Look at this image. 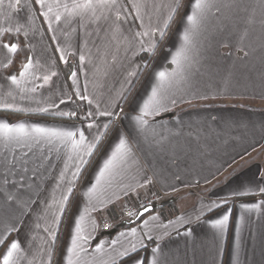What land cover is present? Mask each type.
Masks as SVG:
<instances>
[{"label": "crops", "instance_id": "obj_1", "mask_svg": "<svg viewBox=\"0 0 264 264\" xmlns=\"http://www.w3.org/2000/svg\"><path fill=\"white\" fill-rule=\"evenodd\" d=\"M10 2L15 0L0 7V29H12L0 34V103L25 111L0 108L23 115L16 120L2 114L0 122L79 129L88 141L100 136V142L91 156H84L59 144L0 140V161L13 162L0 164V237L6 236L0 261L10 243L18 241L17 264H48L50 253L51 264H67V249L83 216L81 235L87 239L78 241L84 251L77 249L75 264H135L136 257L151 264L154 255L156 264H264V0H210L191 33L187 59L179 65L172 61L185 45L195 0H188L178 17L179 0L166 35L178 17L177 23L161 51L165 37L135 33L162 28L175 0H121V21L105 13L107 19L98 21L69 20L65 14L59 22L52 13L44 16L47 4L20 0L10 8ZM134 4H139V16ZM21 42L27 59L14 68L17 52L9 54L3 44L19 48ZM150 42L157 45L154 52L146 50ZM156 54L137 86L146 69L144 58ZM29 58L33 68L21 92L8 77L20 78ZM159 72L171 76L164 107L141 126L135 117L159 83ZM121 136L131 149L129 158L97 184ZM69 187L72 194L60 214L58 202ZM155 193L175 200L168 218L153 211L132 225L116 224L113 234L100 231L126 206ZM225 215L223 228L215 227Z\"/></svg>", "mask_w": 264, "mask_h": 264}, {"label": "snow or ice", "instance_id": "obj_2", "mask_svg": "<svg viewBox=\"0 0 264 264\" xmlns=\"http://www.w3.org/2000/svg\"><path fill=\"white\" fill-rule=\"evenodd\" d=\"M41 7H44L47 4V11L44 13V16L47 17L49 13H52L55 17V20L59 22L63 15H67L69 20L75 17H79L84 19L87 17L90 20L98 21L102 16L107 19L105 13H112L115 16V21H121L125 17L120 12V7H122L121 0H52V3H48V0H36ZM5 4V0H0V7H3ZM20 4V0H15V3H9L8 7L15 8L16 5ZM53 5H55L56 11H54ZM133 7L137 9V16H139V4H134ZM170 12L165 21L162 28H155L151 29L150 31H144L143 33L137 32L135 36H149L150 32L152 34L158 35L159 38L162 40L166 35V30L169 26V23L173 19V15L176 9L179 7V0H175V3L169 5ZM210 7V0H195L194 4L192 5V14L187 16V22L189 28L185 29L183 39L185 41V45L181 47V49L176 53L173 57V63L179 65L183 59H187L186 53V46L190 42L191 33L198 27L200 20ZM62 9L63 11H59ZM99 13V14H98ZM51 27V25H49ZM118 30V25H117ZM12 29L3 28L0 29V34L4 32H11ZM16 31L19 32L20 29L16 28ZM157 45L154 42H150L149 48L146 50L154 52L156 50ZM3 48L7 50L9 54H15L18 51V45L13 44H3ZM142 50H145L142 48ZM8 63H11V57H7ZM63 59V56H61ZM80 60L83 61L84 57L81 56ZM8 64H5L4 67H7ZM24 70L20 72V78L15 75H11L8 79L11 81L16 88L20 89L21 92L26 91L23 87V81L27 79V76L30 73V70L33 68V64L31 59L29 58L28 63L23 66ZM55 75V73H52ZM75 77V73L72 74ZM131 76H135V72L129 73ZM159 83L152 88V94L148 97L146 101H144L143 107L140 108V114L135 117V120L141 125L146 126L148 121L145 117L152 116L154 114H158L159 111L164 107L163 104V92L165 91L166 85L170 82L171 76L166 72H159ZM50 79V76H44L43 80L47 83ZM31 91H35V88L31 89ZM11 95V92L8 93ZM82 100L88 101L87 96H81ZM63 103V101H61ZM175 103V101H173ZM0 108L11 109L13 111H25L23 108L14 107L12 104L9 103H0ZM39 111L47 112V108H41ZM101 116H111L112 113L110 112H101L99 113ZM59 115H69L68 113H59ZM71 115H75V113H71ZM93 115L92 112H88L87 116L91 117ZM88 128H92L93 124L89 123L87 125ZM105 129H107V125H104ZM78 137V138H77ZM0 140H3L6 144H20L22 142L32 141L34 143H47L50 145L59 144L61 146H69L71 150L78 154L83 153L84 156H91L93 151L96 148V145L100 142V136L94 137L92 141H88V137L85 136L84 131L77 129V131L59 129V128H46L41 127L39 125H26L23 123L18 124H10L7 122H0ZM131 149L127 143V140L121 136L119 138V143L116 145L115 151H113L111 157L104 162V167L100 170L99 176L97 177V184L101 182V179L105 178L106 175H110L115 169H117L122 163H124L130 155ZM80 160L82 164H86L87 161L83 159V156H80ZM0 164H3L5 167L11 166L13 162L5 158V160L0 161ZM80 169L77 168L76 172L73 173V177H77L79 174ZM261 192H264V189H260ZM96 192L95 186L92 189H89L87 193L91 198L92 195ZM72 194V188L69 187L66 193L62 194L59 203V212L62 214L64 206L67 204L69 197ZM9 200L12 199L11 196L8 197ZM253 207H259L258 205H254ZM145 212L148 211L147 208L144 209ZM144 213L141 212L137 214L136 212H130L129 215L137 216L143 215ZM84 220V217L81 216L80 219L76 222L75 228V235L71 238V247L67 249V264H75L74 257L76 259L79 258L77 249L79 248L80 251H84V249L78 244V241L87 239L86 237L82 236L81 233L83 229L81 224ZM228 220V216L225 215L222 220H217L215 223V227L223 228ZM54 224L58 223L57 219H54ZM147 224V221L144 222ZM15 230L10 229V231ZM47 231V229H45ZM132 233L135 234V229H132ZM50 236L53 238V244L55 243V232L49 233ZM121 235H124L121 233ZM151 237H149L150 239ZM6 236L0 237V244L4 243ZM115 243V241H113ZM141 246L143 243L141 241ZM99 250V248H98ZM132 250H136V246L132 245ZM158 249H153V253L155 254ZM22 254V249L20 243L18 241H12L8 250L3 255L2 261L0 264H17L18 259ZM127 254V250L125 253L121 255ZM48 264H51V253L49 254ZM135 264H144V261L139 257L135 258ZM151 264H156L155 255L153 256Z\"/></svg>", "mask_w": 264, "mask_h": 264}, {"label": "built area", "instance_id": "obj_3", "mask_svg": "<svg viewBox=\"0 0 264 264\" xmlns=\"http://www.w3.org/2000/svg\"><path fill=\"white\" fill-rule=\"evenodd\" d=\"M163 196L160 194H153L151 197L137 201L135 204L126 206L122 214L115 221H107L100 225V231L104 234H110L115 231V225L122 222H132L137 216L129 215L130 212H136L139 214L142 210L148 207H153L158 201H161ZM60 243V240H59Z\"/></svg>", "mask_w": 264, "mask_h": 264}, {"label": "trees", "instance_id": "obj_4", "mask_svg": "<svg viewBox=\"0 0 264 264\" xmlns=\"http://www.w3.org/2000/svg\"><path fill=\"white\" fill-rule=\"evenodd\" d=\"M27 57V48L26 46L21 42L18 51L15 55V58L13 60V66L14 68H18V65L25 62ZM5 115L8 117H11L12 119H18L21 118L23 115L19 113H9V112H1L0 115ZM174 203V202H173ZM172 201H169V199L164 200L162 203L153 205L154 210H159L161 212V215L166 219L168 218L175 209L172 208L173 206ZM166 210V211H165ZM168 210V211H167Z\"/></svg>", "mask_w": 264, "mask_h": 264}, {"label": "rangeland", "instance_id": "obj_5", "mask_svg": "<svg viewBox=\"0 0 264 264\" xmlns=\"http://www.w3.org/2000/svg\"><path fill=\"white\" fill-rule=\"evenodd\" d=\"M187 1H188V0H183L182 8L179 10V12H177V13H178V15H177L178 17H179L180 14H182L183 7H184V5L186 4ZM177 16H176V17H177ZM178 17L175 18V20L172 22V24H171V26H170V28H169V31L167 32V35L165 36V39L162 41V43H161V45H160V47H161V49L159 48L160 51L162 50V47H163L164 44H165V40L168 39V38H167L168 34H169V36H170V34L172 33V31L174 30L175 25H176L177 20H178ZM159 50H158V51H159ZM158 51H157V52H158ZM157 56H158V54L154 55L153 57H152V56H146V57L144 58V60H145V62H146V69H145V72H144V74H143L141 80H140V79L138 80V82H137V86H139V84L141 83L142 79L145 77V74L148 73V71L150 70L151 66L154 64V61L156 60ZM135 89H136V88H135ZM134 91H135V90H134ZM134 91H133V92H134ZM133 92H132V93H133ZM132 93H131V95H132ZM131 95H130V97H131ZM125 108H126V107H125ZM123 112H124V110H123ZM6 117H8V116H6ZM10 118H11V117H10ZM18 119H19V118H18ZM16 120H17V119H16ZM110 131L112 132V131H113V128H112ZM111 132H110V133H111ZM88 172H89L88 169L84 172L83 180L86 178ZM155 194H157V193H155ZM160 195L163 196V199H162L161 201H158V203H156V204L162 203L164 200H166V199L168 200V199H169L167 196H164V195H162V194H160ZM180 197H182V196H179L178 199H180ZM169 200L175 202V200H174L173 198H170ZM173 204H174V203H173ZM154 211H155V210H154ZM155 212L159 214V210H156ZM59 240H60V238H59ZM54 264H57V261H56V260H55Z\"/></svg>", "mask_w": 264, "mask_h": 264}, {"label": "water", "instance_id": "obj_6", "mask_svg": "<svg viewBox=\"0 0 264 264\" xmlns=\"http://www.w3.org/2000/svg\"><path fill=\"white\" fill-rule=\"evenodd\" d=\"M147 209H148L147 212H145L144 210L141 211V212L144 213L142 216H141V215H138L137 218H136L135 220H133L132 222H128L127 224H128V225H132V224L138 222L139 220H141L143 217H145V216L148 215L149 213H151V212L154 211V208H153V207H148ZM141 212H140V213H141ZM113 233H115V231H113L112 234H113Z\"/></svg>", "mask_w": 264, "mask_h": 264}]
</instances>
